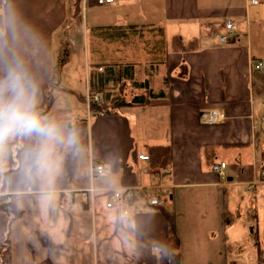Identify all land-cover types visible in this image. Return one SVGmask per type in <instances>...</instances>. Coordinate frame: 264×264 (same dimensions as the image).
Listing matches in <instances>:
<instances>
[{
  "label": "crops",
  "instance_id": "obj_1",
  "mask_svg": "<svg viewBox=\"0 0 264 264\" xmlns=\"http://www.w3.org/2000/svg\"><path fill=\"white\" fill-rule=\"evenodd\" d=\"M71 1L12 0L22 21L14 50L38 82L41 109L48 105L44 86L53 80L60 64L55 58V38L65 28H75L77 34L84 25L83 16L68 24ZM114 1L104 4L117 15L112 24L93 26L103 32L97 34L95 55L86 67V90L74 91L69 86L65 93L71 95L63 96L57 83L45 111L76 128L81 147L79 155L64 154L54 207H44L37 190L19 182V153L27 141L10 145L3 161L10 174L1 190L13 197L12 204L21 214L13 220L8 236L11 215L0 209V251L8 236L12 264H173L171 229L163 207L175 214L180 264H223L214 260L221 256L219 247L214 251L201 245L205 236L212 242L217 239L219 220H225L222 191L225 195L230 188L251 191L264 184L258 174L264 157V89L254 90L255 82L264 83V4L253 6L249 0ZM124 8L125 15L120 17ZM227 19L236 28L224 42L219 35ZM105 29H115L120 36L110 40ZM69 39V46H77L74 35ZM193 39L197 40L194 50L175 44ZM156 41L164 44L159 55L154 50ZM114 45L122 50L112 57ZM258 62L262 68L256 76ZM108 70L117 74L112 77L114 72ZM148 79L149 87H137ZM129 82L133 87L122 95L118 86ZM163 89L164 98L104 115L91 110L86 98L91 91L128 101ZM212 109L222 113L224 120L205 123L201 115ZM154 145L171 146L170 168L139 159L138 153H148ZM220 162L227 164L224 176L213 171ZM96 163L104 165L105 173L93 175ZM114 190L132 191V198L108 208ZM147 190L159 191L164 203H149ZM121 210H127L126 223L116 218Z\"/></svg>",
  "mask_w": 264,
  "mask_h": 264
},
{
  "label": "clouds",
  "instance_id": "obj_2",
  "mask_svg": "<svg viewBox=\"0 0 264 264\" xmlns=\"http://www.w3.org/2000/svg\"><path fill=\"white\" fill-rule=\"evenodd\" d=\"M22 21L12 0H0V173L14 142L27 143L19 153V182L37 190L44 207H54L65 153L79 155V132L39 107V85L14 46ZM126 223L124 210L116 217Z\"/></svg>",
  "mask_w": 264,
  "mask_h": 264
},
{
  "label": "rangeland",
  "instance_id": "obj_3",
  "mask_svg": "<svg viewBox=\"0 0 264 264\" xmlns=\"http://www.w3.org/2000/svg\"><path fill=\"white\" fill-rule=\"evenodd\" d=\"M79 11L81 16H83L84 25H80L78 33L76 34L75 28L71 31L65 28V30L55 38L56 40L54 39L53 47L56 62L62 57L64 58L66 54H69V50L71 51L67 56L66 64L61 70V78L58 84V86L62 88L58 90L59 94L63 96L71 95L70 92L65 93V89L69 86H72L74 91H76V89L83 92L86 90V67L88 68L92 63V57L95 55V45H98L96 41L98 36L97 30L93 26L96 27V25H101V23L112 24L111 21L114 20V16H117L114 15V12L112 11V13L107 6H104V4L98 5L95 2L94 5H92L88 3V5L84 7L82 0L81 10ZM79 11L75 12L74 16L69 21L70 24L78 22L77 16L81 17ZM124 12H126V8L121 12L120 17L125 15ZM120 17L117 19L118 22ZM70 35H74L75 39H77V46H69L68 41L70 40ZM142 35L144 36V33ZM157 35H159V32H157ZM140 37L142 38L141 35ZM134 44L135 42L131 41V45ZM111 48H113L111 49L112 57L116 56V54L122 50L119 45H114ZM132 87L133 85L131 82H129V84L123 83L120 87L118 86L122 95L126 89L130 90ZM51 88L49 94H51L52 97L55 96L54 89L56 86H52ZM222 195L223 198L221 197V199L224 200L222 206L226 204V209L229 211V214L232 212V217L234 216L232 224H227L224 219H221V222L219 220L220 227L217 230V239L212 242L208 238L206 240L207 236H205L202 238L201 245H207L208 248L210 247L211 250L214 249V251H216L218 247L220 248L218 252L221 256L214 258L216 262L223 261V264H264V184L251 191L243 187L239 188L237 191H232L230 188L226 195L224 191H222ZM248 211L250 212L249 214ZM216 221L217 219L214 222ZM255 233L258 235L261 254H259V246L256 244ZM212 253V251H207L208 255ZM207 259L206 256L205 261H207Z\"/></svg>",
  "mask_w": 264,
  "mask_h": 264
},
{
  "label": "trees",
  "instance_id": "obj_4",
  "mask_svg": "<svg viewBox=\"0 0 264 264\" xmlns=\"http://www.w3.org/2000/svg\"><path fill=\"white\" fill-rule=\"evenodd\" d=\"M72 17L74 16L76 11L81 10V0H72ZM74 10V11H73ZM80 14V11H79ZM81 16V14H80ZM81 19V17L77 16V20ZM76 20V21H77ZM70 24V22L68 23ZM74 24V23H72ZM97 30V29H96ZM115 29L110 30V29H105V33H107L106 37H108L110 40H114L116 39L118 36H120L119 33H117L118 35H115ZM101 32H103V30H101L99 33L97 31V34H101ZM160 34V33H159ZM102 36V34H101ZM162 43H158V41H156V44L154 45V50L156 51V55H159V51L163 50L164 44ZM175 44L177 47L181 48L182 50H194L197 48V40L193 39L188 43L183 44L182 42L176 40ZM163 46V47H162ZM67 60V54L66 56H64V58L62 57L59 61V65H57L55 67L54 70V78L52 81L48 82L45 86H44V92H43V98L44 100L47 102V106L45 107V109H41L42 113L45 114L46 109L48 108V106H50V98H51V94H49V92H51V87L52 86H56L57 83H59L60 78H61V70L64 64H66ZM260 69H255V75L258 76L261 75ZM114 72V73H112ZM108 73H112V77H114L117 73H115L114 70H108ZM182 74H186V71L183 70ZM263 78V76H262ZM151 79V78H150ZM150 79L146 80V81H141L137 87H149L151 85L150 83ZM165 84H167V81L164 79ZM264 89V83L262 82H255L254 84V90L259 92L260 90L263 91ZM91 92V91H90ZM92 93V92H91ZM100 94V93H99ZM166 96L165 94V90H161L159 93L156 94H152V92H149V95H136L134 96L131 100H126V98L118 96L116 98H108L106 97V94L104 93V95L100 94L101 100L99 102H92V104L90 105V109L94 110V112L97 113H110L114 110H116L117 108H121L123 106H128V105H140V104H149L152 103V101H157L161 98H164ZM110 99V100H109ZM171 146L170 145H154L152 147L149 148L148 151V155H150L151 160L150 163L152 166H160V167H164V168H170L171 166V161H172V154H171ZM10 174V170L4 169V171L1 173V177H0V189L3 190L4 188V182L7 178V176ZM3 197H0V209L4 208L7 209V211H9L11 218L8 220V227H7V233L9 236V229L11 227V224L13 222V220L20 216V211L18 209L15 208V206L12 203H4L2 200ZM162 213L165 215V218L168 222V225L170 226L171 232H170V246H171V250L172 252V260L171 262L173 264H180V252H179V246H180V238L177 235V226H176V220H175V214L174 213H169L167 212V210L165 208L162 207L161 209ZM225 222L228 223L230 221V219L232 220V216L229 214V211L225 210ZM256 234V233H255ZM7 236L6 240L3 243V248L0 251V264H12V257H11V245H10V241H9V237ZM256 238V244L257 246H259V239H258V235H255ZM259 254H261V249L259 246Z\"/></svg>",
  "mask_w": 264,
  "mask_h": 264
},
{
  "label": "built area",
  "instance_id": "obj_5",
  "mask_svg": "<svg viewBox=\"0 0 264 264\" xmlns=\"http://www.w3.org/2000/svg\"><path fill=\"white\" fill-rule=\"evenodd\" d=\"M88 1H93L96 2L98 5L100 4H112L113 2H115L114 0H82V3L84 5V7L86 5H88ZM250 4L255 6L258 4L263 3L264 4V0H249ZM236 28V25L234 23L233 20L231 19H227L225 22V31L224 33H222L221 35H219L220 40L221 41H229L230 38L233 37L234 35V30ZM255 68L258 70L260 68H262V62H258V64L255 65ZM100 70H102V68H100ZM87 103H88V107L90 108V105L92 104V102H99L101 100L100 94L98 92H88L87 94ZM100 114L104 115L103 113L100 112ZM203 121L205 123H216V122H220L223 121L225 116L220 113L217 109H212L209 112H203L201 115ZM139 157L140 160H143L147 163L150 162L151 157L150 155H148V153L146 152H142V153H138L137 155ZM227 164H225L224 162H220L217 164H214L213 166V171L217 172L220 176H224V170L226 168ZM92 173L95 176L96 174H103L105 173L106 169L104 167V165L102 163H96L93 167H92ZM146 171L148 170V167H146L145 169ZM258 174H259V179L260 181H264V157H262V159L260 160V164H259V169H258ZM0 177H1V173H0ZM112 194L109 197L108 202L106 203L107 207H113L116 204H124L126 202H128L133 195L132 191H122V190H114L113 192H111ZM3 197L2 201L4 203H12L13 202V197H11V195L9 193H5L4 191H2L0 189V197ZM147 197L149 199V203H151L153 206L156 205H162L164 202H162L161 199V195L159 191H152V190H147ZM127 212V210H125Z\"/></svg>",
  "mask_w": 264,
  "mask_h": 264
}]
</instances>
